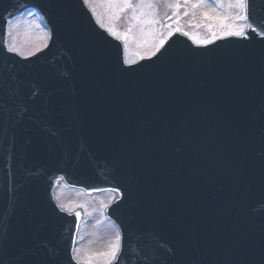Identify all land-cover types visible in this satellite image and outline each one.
Returning <instances> with one entry per match:
<instances>
[{
	"label": "water",
	"instance_id": "water-1",
	"mask_svg": "<svg viewBox=\"0 0 264 264\" xmlns=\"http://www.w3.org/2000/svg\"><path fill=\"white\" fill-rule=\"evenodd\" d=\"M28 7L52 39L23 60L5 36ZM123 58L82 0H0V264H79L82 213L57 207L58 176L116 192L118 264H264V37L177 32Z\"/></svg>",
	"mask_w": 264,
	"mask_h": 264
},
{
	"label": "rangeland",
	"instance_id": "rangeland-1",
	"mask_svg": "<svg viewBox=\"0 0 264 264\" xmlns=\"http://www.w3.org/2000/svg\"><path fill=\"white\" fill-rule=\"evenodd\" d=\"M98 22L112 35L123 41L128 62L153 55L165 40L177 30L186 32L194 41L205 42L224 37L216 17L228 18L229 23L243 15L236 7L237 0H85ZM130 3L132 7H125ZM177 5L179 7L177 8ZM193 5H197L193 7ZM187 13V14H185ZM212 17V19L206 18ZM8 44L23 55L44 47L49 31L40 16L26 12L9 23ZM113 194L102 191L88 195L84 191L60 184L58 202L68 208L82 206L88 217L82 222L75 256L81 261L107 264L112 259L103 253L111 250L119 231L105 217V206Z\"/></svg>",
	"mask_w": 264,
	"mask_h": 264
},
{
	"label": "snow or ice",
	"instance_id": "snow-or-ice-1",
	"mask_svg": "<svg viewBox=\"0 0 264 264\" xmlns=\"http://www.w3.org/2000/svg\"><path fill=\"white\" fill-rule=\"evenodd\" d=\"M187 2V0H186ZM254 0H237L236 7L240 9L243 13V15L238 17V20L245 21L246 23L238 24V23H229L228 18H221L216 17L215 19L219 20L220 26H221V34L225 37H237L242 39H248L249 33H257L264 37V19H259L258 22L256 19L253 18L252 14V6H253ZM125 7H132L130 3H125ZM197 5H193V7H196ZM179 5H177V8ZM187 14V13H185ZM206 18L212 19V17H207V14H205ZM161 45H163L164 41L161 40ZM207 43V41H205ZM11 52H17L18 50L14 46H10L8 48ZM20 55H23L20 53ZM129 64L132 63V61H128ZM122 237L120 235H117L116 242L111 245V250L108 253H103L102 255L109 256L112 260H116L117 264L119 261L120 256L123 255L122 252Z\"/></svg>",
	"mask_w": 264,
	"mask_h": 264
}]
</instances>
